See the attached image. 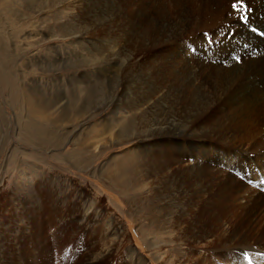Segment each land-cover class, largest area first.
<instances>
[{
    "label": "rangeland",
    "instance_id": "rangeland-1",
    "mask_svg": "<svg viewBox=\"0 0 264 264\" xmlns=\"http://www.w3.org/2000/svg\"><path fill=\"white\" fill-rule=\"evenodd\" d=\"M70 13L65 0H0V264L193 263L184 213L202 197L182 173L164 182L177 146L129 109L151 94L136 76L152 50L115 57L106 25L70 38ZM210 220L197 228L216 229L205 243L227 228Z\"/></svg>",
    "mask_w": 264,
    "mask_h": 264
},
{
    "label": "bare ground",
    "instance_id": "bare-ground-1",
    "mask_svg": "<svg viewBox=\"0 0 264 264\" xmlns=\"http://www.w3.org/2000/svg\"><path fill=\"white\" fill-rule=\"evenodd\" d=\"M65 1L70 38L95 34V25H106L100 30L105 37L119 34L115 57L141 61L152 50L136 76L151 94L135 96L129 109L137 120L149 118L145 129L155 128L162 132L157 137L170 136L177 146L171 164L160 169L164 182L184 174L204 206L201 212L196 202L194 211L190 206L184 213L190 229L195 226L190 256L185 254L193 263L180 264H264V0H243V12L232 8L237 0ZM98 48L97 57L104 53ZM201 214L208 223L227 227L217 240L205 243L216 234L212 224L204 233L197 231ZM241 214L238 226L234 222ZM214 243L219 247L211 248Z\"/></svg>",
    "mask_w": 264,
    "mask_h": 264
},
{
    "label": "snow or ice",
    "instance_id": "snow-or-ice-1",
    "mask_svg": "<svg viewBox=\"0 0 264 264\" xmlns=\"http://www.w3.org/2000/svg\"><path fill=\"white\" fill-rule=\"evenodd\" d=\"M232 8L235 9V10H237L238 12H243V10L245 9V4H244L243 0H237V2H234V3L232 4ZM240 19H241L242 21H246V20H247V16L244 15V14H242V15L240 16ZM206 39H207V42H208L209 44H211V43L214 42V41H213V38H211V37H207V36H206Z\"/></svg>",
    "mask_w": 264,
    "mask_h": 264
}]
</instances>
